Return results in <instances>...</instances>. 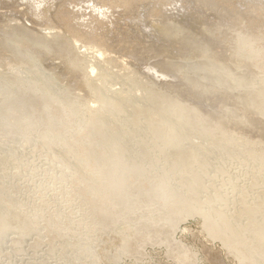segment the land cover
I'll return each mask as SVG.
<instances>
[{
    "label": "bare ground",
    "instance_id": "6f19581e",
    "mask_svg": "<svg viewBox=\"0 0 264 264\" xmlns=\"http://www.w3.org/2000/svg\"><path fill=\"white\" fill-rule=\"evenodd\" d=\"M25 1L35 18L31 21L34 28L20 23L0 28V138L16 140L15 144L19 138L41 140L50 165L71 169L63 174L65 184L67 178L75 179L85 201L82 206L91 208L99 228L120 233L132 243L148 235L142 243L171 244L179 223L200 216L209 236L236 250L243 264H264V180L247 181L258 188L252 196L240 194L244 186H232L236 194L229 201L224 192L211 186L219 173L215 168L222 162L208 160L210 144L216 150L214 161H220L223 154L230 159L239 147L243 162H256L257 171H264V155L259 156L262 146L253 147V131L255 139L264 138V131L258 129L264 117V78L255 77V69L249 70L255 74L251 77L246 70L227 67L239 55L264 65V0H64L70 2L54 15V22L52 11L42 9L41 2ZM169 7L171 14L173 9L188 12L190 19L174 21L167 15ZM118 12L117 20L128 18L131 23L116 24L112 33L116 20L113 23L109 16ZM204 14L217 19L212 29L207 26L211 30L206 28L217 34L210 32L214 37L207 36L209 41L199 37L200 30L198 36V30L188 26ZM106 20L113 26H109L113 37L99 39L97 33L109 24ZM43 24L49 32L37 30ZM83 27L91 28V34ZM112 40L118 41L109 44ZM222 42L229 45L230 59L217 63L214 57L224 53L215 50L219 54H214L211 47ZM93 50L99 55L94 62L89 58ZM194 53L198 56L193 59ZM188 55L198 60L187 62L183 57ZM116 56L145 64L144 72L149 69V73L130 72V61L120 62V57L118 62ZM175 56L183 60L177 62ZM45 62L55 67L46 69ZM59 67L66 70L60 72L65 77L56 74ZM109 78H115L121 89H112ZM239 92L243 97L239 106L250 114L235 134L245 131L248 135H233L223 150L212 135L230 127L222 110L233 107L232 98ZM259 101L261 107L256 106ZM247 122L252 128L244 127ZM15 149L0 148V152L9 155ZM7 169L6 162L0 172ZM11 200L0 184V236L13 230L25 237L34 229L35 220L15 214L12 206L18 202ZM228 204L231 207L226 211ZM241 215L245 220L238 223ZM48 224L53 239H64L61 229L68 225L66 217ZM22 241L23 237L16 238L13 243L20 246ZM75 241L81 244L79 238ZM137 249L138 245H132L125 251L132 254Z\"/></svg>",
    "mask_w": 264,
    "mask_h": 264
},
{
    "label": "rangeland",
    "instance_id": "374dc122",
    "mask_svg": "<svg viewBox=\"0 0 264 264\" xmlns=\"http://www.w3.org/2000/svg\"><path fill=\"white\" fill-rule=\"evenodd\" d=\"M11 2L6 0L5 1L1 0L0 28L11 29L12 26H14L17 23H20V26H27L29 28L31 27L34 28L32 22L35 21V18H33V16L30 13H28V10L30 8V6L28 7V2L25 0L18 1V4H16L17 2L16 0ZM36 2L37 3L41 2L42 4L41 6L43 7V8L41 7L42 9L46 11L47 10L52 11L50 12L51 21L54 22V20L56 21L54 15L59 10H62V8L67 7L65 5L70 1L66 3L64 2V0H36ZM12 5L14 6L17 5V7L15 8ZM173 8L174 7H172V9ZM177 8L178 7L176 6L174 9ZM174 9L171 11L172 12L171 14L169 7V12L167 13V15L170 13V15L168 16L173 17L172 19H174V21L184 22L190 19L188 12L186 14L183 10L180 11V9H178L175 11ZM164 10L166 9L164 8ZM16 11L19 13H17ZM177 11L179 12V15L176 13ZM173 12L176 13L177 15L173 14ZM120 13L118 12V15L117 14L113 15L112 13H110L111 15L109 17H112L110 18L113 19L112 22L114 23L116 20L115 25L114 27L110 26L111 22L109 23V21L106 20L109 24H107V26L105 25V28H101V32H99L100 29L98 30L99 33H97V35L99 36V39L104 40L105 38L113 37L112 33L116 32V28H118L116 27V24L117 25L122 24V27H125L126 21L127 22L130 21L131 23V20H127L128 18L125 21L124 20L120 21L119 18L117 20V17L120 15ZM112 15L115 17L113 18ZM205 15L206 14H204V17L201 15L195 18V20L193 19L191 24H189L188 26L191 27L193 26L192 29L194 32L198 30L197 32H195V34H197L200 30L201 32H199L198 34L201 33V35L200 36L198 34L197 35L200 38L202 37V39L204 37L203 39L204 41L205 39L206 41H209L210 38L214 37V35L217 36V34H215L214 32L207 31V30H211L217 24V19H215V16L213 14L208 15L209 17L207 16V18L205 17ZM11 20L15 23H12ZM193 21H195L196 23L201 22L203 25L200 23L201 25L200 26L199 24H196ZM149 22L150 24H152L150 20ZM197 25L200 27L198 28ZM109 26L110 28L112 27L114 28V29L112 28L113 30H111L112 31L111 34H110L111 31ZM207 26L210 27L211 29H209ZM92 27L93 26H91V28ZM91 28L88 30L87 28L83 27V30L85 29L84 31L85 33L91 34ZM194 28L197 30H195ZM49 29L50 28L45 24L37 28L38 31L40 32L43 31L44 33L49 32ZM204 30H206L207 33H209L210 35H208ZM210 32L214 35H211ZM203 34L204 35L207 34V35L204 36ZM100 36L102 38H100ZM207 36H210V38L209 37L207 38ZM120 40L125 41V39L123 38H121ZM112 41H110L109 44L112 43L113 45L118 40L117 41L114 40L113 42ZM120 43L121 41L119 42V44ZM225 43L226 42L219 43L218 45L216 44L215 47L212 44L211 47L212 53L214 51L215 54L216 53L215 50H217L219 53H224L219 57L218 56L214 57L215 62L217 63L220 62L222 63L225 60L230 59L228 57L230 51H228V47H227L229 45L227 43L225 45ZM220 45H222L223 47H221ZM115 47L116 45H114L113 48L112 46H110V49L112 50ZM82 50H84V48ZM94 51L96 52V50L90 52L94 53L95 57L94 54H89V56L91 55L89 58L92 57L91 59L93 60L92 62L95 61L96 57H99V55ZM227 51L228 54H225V52ZM120 52L122 53V51H119V53ZM218 52L216 54H219ZM194 54L191 55L193 59L196 56H198L197 53L195 55ZM120 55L124 56L125 54L122 53ZM189 56L190 55L186 56L187 58H185L184 56L183 59H187V62L191 61V63L198 60L197 58H196L197 60L196 59L193 60L190 58L191 56L190 57ZM204 56L205 55H203L202 57L201 55L200 58L202 57L204 59ZM179 57L175 56L173 59L176 60L177 62H180L183 59ZM115 58L116 60L117 58L118 59L120 58L119 59L120 62L121 59H125V60L127 59L126 56L124 58L122 56L119 57L116 56ZM178 58L181 60H179ZM127 60L130 61L129 65L131 67L128 69L130 72L137 73L139 71V73L141 72L146 73L144 72L145 68H143L145 64L140 65L141 62L138 61L140 64L137 62L138 65H135L134 64L136 63L135 59H133L134 61L132 59L130 60L129 58ZM228 62H230L228 64L229 66H227L229 70L230 67H233L234 69L243 70L242 73L244 72V70H246L251 77H254L255 74H253L249 70L255 69L258 72V74L255 77L264 78V65L255 62V60L247 61V58L244 55H239L232 61H228ZM49 64H51V66ZM250 64H252L253 67L250 66ZM43 67L49 69L50 67H55V66L52 65V63L50 62L48 63L45 62L43 64ZM60 67L59 69L56 68L57 70L56 74H59L62 71L63 68ZM116 67H111L113 68L111 70L116 72L117 70ZM1 69L3 70V68ZM63 70L66 71L65 69ZM3 71L8 72L9 74L13 72L12 70H3ZM146 71H147L146 74H148L149 69H146ZM60 75L64 76V73L63 75L60 73ZM57 77L60 79L59 75ZM110 78H109L110 81L109 80L108 81L111 86L110 85L109 86L114 90L121 89L120 84L117 83L118 81L115 78L113 79ZM254 89L255 86L251 85V90ZM241 94L242 92H239L236 95V97L232 98L233 103H231V106L235 108L231 107L222 110L225 121L230 122V127H228L224 133L217 134V132H215L212 135L214 137L215 144L217 146H222L223 150H225L227 144L233 138V135L239 136L240 138L242 135H248V133L245 131H241L239 135L235 134V131H238L241 128V123L244 122L246 120L245 118L247 117V115L250 114L245 111V108L239 106V105L242 106V104L240 103V99L243 98L240 97ZM244 94L245 92L243 93L242 96H244ZM91 95L92 97L89 98V100L92 99L91 100V104H92L94 99H93V94ZM257 103H258L256 104L257 107L262 106V103L260 101ZM245 125L244 127L248 129L252 128L248 122ZM258 129L264 131V117L260 118ZM253 135L254 137H256L257 132L253 131ZM254 137H253V142H254L253 147L259 148L262 146V148L259 151V156L264 155V144H261L262 142L261 140H263L264 138L258 136V138L255 139ZM4 138L5 137L2 138L0 143V148L2 149V151L3 150L9 151L10 148L12 147H16L17 149H15L14 153L8 152L9 155H5L2 152H0V168L5 166L6 162L9 165V169H7L6 172H0L1 173L0 184L2 185L7 196L11 199H14L13 201L11 200L10 202H14V201L18 202L16 207L12 206L13 212L19 216L34 219L35 225L32 232L25 236L26 238L24 237V234L14 233L15 231L13 230L11 232H8L7 235L0 236V264H243L242 260L244 261V259L238 257L237 253H235L236 250L235 252L234 250L233 251L229 250L225 245H223V243L220 240L214 239L209 236V234L206 231L207 229H205L204 227V220L200 216H191L185 219L184 221H182L181 223H179L176 230L173 232L174 236L172 235V237L174 239V242H172L171 244L168 242H163L160 244L159 243L150 244L149 242H148L149 244L142 243V238L148 239V235L139 238L136 243H132L131 241H128L120 233H116L112 230L105 228H99L101 226L96 220H94V216L91 211V208L86 205L82 206L85 201L82 199V195L77 190L75 179L72 178L73 180L72 179L69 180L70 178H67L68 181L67 184H65L66 181L64 180L63 174L66 176V174L71 169H69V167L67 166L62 167L61 164L59 166L54 165L55 167L50 165L51 164L50 155L47 158L42 153V143H40L41 140L39 141L36 139L34 140L35 137H33L31 138L32 140L30 139L27 142H23L21 141L22 139L20 140L19 138L18 144H15L17 143L16 140L11 141L8 138L5 139ZM7 139L8 141H6ZM11 142L13 143L11 144ZM195 142L196 144H200V140H195ZM210 145L212 146V149L209 152L210 154L208 156V160L211 158L210 162L212 159H213L212 162H219V164L222 162L220 166H218V168H215L218 170L219 173L217 174V176L214 177L215 179L213 178L214 182L212 183L211 186H213L215 190L222 193L223 195L225 193L227 195V198H230L229 201L233 200L232 198L235 197L232 195L236 194L234 191L236 189L235 187L238 186H244L241 191L242 193L240 192L241 195L243 194L245 195L247 193L249 194L248 196H252V194L255 195L256 192H258L257 191L258 188H256L257 186L251 185L252 183L250 184V182L247 181L264 180V171H257L258 165L256 164V162H250V163L243 162L242 161L243 151L239 147L234 149L233 155L230 159L226 160L223 154L222 157L220 158V161H214V158L212 156H215L216 150L214 149V146L212 144ZM7 146L9 147V149ZM7 158L9 159L8 161ZM41 160L42 161L44 160V162H41ZM221 168L226 173H224V171ZM220 175H222V177ZM206 185L208 184L206 183ZM232 186L235 189H233ZM244 188L248 192H246V190L244 191ZM207 194L208 192H200V195L202 196ZM238 196L240 197V195ZM239 197L238 199H240ZM227 206H229V204ZM227 206L225 209L226 211H229L231 206H229L228 208ZM70 210L73 213H70ZM64 217H66L68 220V225L61 229V232H64V239H60V240L53 239L51 233L48 230V225H49L48 223L53 220H61ZM239 217L241 218L237 220L238 223H241L242 221L245 220V217L243 218L242 215ZM21 237H23L22 243L20 244V246H15L13 243L14 239ZM76 238L80 239L81 244L76 243L75 241ZM132 245H138V249L136 253H132V254L127 253L125 251L126 247H130ZM182 259H184V261Z\"/></svg>",
    "mask_w": 264,
    "mask_h": 264
}]
</instances>
